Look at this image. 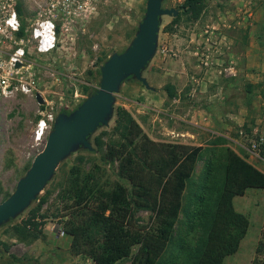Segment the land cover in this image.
<instances>
[{
	"label": "rangeland",
	"instance_id": "374dc122",
	"mask_svg": "<svg viewBox=\"0 0 264 264\" xmlns=\"http://www.w3.org/2000/svg\"><path fill=\"white\" fill-rule=\"evenodd\" d=\"M183 1L162 0V5L179 13ZM146 5L147 0H89L75 21H65L61 28L59 20L53 50L44 54L31 51L33 92H17L0 107V202L14 191L44 147L43 141L36 143L33 137L40 112L50 111L54 118L61 112L68 114L98 88L101 65L131 43ZM32 8L21 18L25 27L38 18L36 5ZM174 17H160L156 50L142 70L150 88L133 76L126 78L115 93L108 123L89 136L92 149L76 146L59 161L36 198L0 224V264H95L90 258L73 255L69 239L60 233L64 218L59 216L64 207L56 187L78 156L85 157V168L97 163L109 180H117V164L103 162L102 152L94 144L100 132L108 133L103 135L104 141L113 133L116 106L126 108L156 141L207 149L195 165L196 177L210 153L226 147L264 171V0H205L198 19L182 15L171 30L166 29ZM167 84L174 87L175 97H168ZM37 93L44 99L42 104L36 100ZM45 190L51 193L42 206L47 216L43 238L17 239L10 232L11 225L26 216ZM233 203L248 217L249 228L237 251L226 256L223 264H264V189L249 188L235 196ZM152 216L151 210L138 209L136 223L146 226ZM174 234L191 243L187 224L177 223ZM137 249L133 247L131 256ZM131 256L117 264H129Z\"/></svg>",
	"mask_w": 264,
	"mask_h": 264
},
{
	"label": "trees",
	"instance_id": "16d2710c",
	"mask_svg": "<svg viewBox=\"0 0 264 264\" xmlns=\"http://www.w3.org/2000/svg\"><path fill=\"white\" fill-rule=\"evenodd\" d=\"M204 2L184 0L166 29L171 30L182 15L198 19ZM165 91L170 98L176 96L170 84ZM112 132L106 141L103 135L108 133L100 132L94 144L103 162L117 164V180H109L97 163L85 168V157L78 156L57 183V196L64 207L59 216L64 218L61 230L73 255L90 258L95 264H117L138 246L129 264H223L226 256L237 251L249 219L235 208L233 199L249 188L264 189V171L226 147L211 152L196 177L195 165L207 149L150 138L123 106L115 108ZM50 193L45 190L26 216L11 225L10 232L17 239L43 238L47 216L42 206ZM138 209L152 212L146 226L136 223ZM180 221L192 232L191 243L175 236Z\"/></svg>",
	"mask_w": 264,
	"mask_h": 264
},
{
	"label": "water",
	"instance_id": "95a60500",
	"mask_svg": "<svg viewBox=\"0 0 264 264\" xmlns=\"http://www.w3.org/2000/svg\"><path fill=\"white\" fill-rule=\"evenodd\" d=\"M177 13L175 8L163 7L162 0H147L144 17L131 43L124 51L113 53L101 65L97 90L72 112H61L54 119L44 147L35 155L26 173L18 179L14 191L0 202V224L36 198L59 161L76 146L92 149L89 136L99 125L108 123L115 93L126 78L133 76L150 88L142 76V70L156 50L160 17L166 14L176 16ZM36 100L41 104L44 102L40 93L36 94Z\"/></svg>",
	"mask_w": 264,
	"mask_h": 264
},
{
	"label": "built area",
	"instance_id": "2783aa9c",
	"mask_svg": "<svg viewBox=\"0 0 264 264\" xmlns=\"http://www.w3.org/2000/svg\"><path fill=\"white\" fill-rule=\"evenodd\" d=\"M88 3L89 0H0V107L3 100L17 92H33L35 79L29 54L32 50L37 54L53 50L59 20L61 28L65 21H75ZM34 4L38 18L25 27L21 18ZM40 115L33 137L36 143H45L55 118L47 110ZM60 233L64 234L63 230Z\"/></svg>",
	"mask_w": 264,
	"mask_h": 264
},
{
	"label": "crops",
	"instance_id": "0c3cea01",
	"mask_svg": "<svg viewBox=\"0 0 264 264\" xmlns=\"http://www.w3.org/2000/svg\"><path fill=\"white\" fill-rule=\"evenodd\" d=\"M210 124H207V125H202L203 127H206V129L210 130L211 132H217L215 129L212 128V126H209ZM50 236H55L56 239H60V237L58 236V234H52Z\"/></svg>",
	"mask_w": 264,
	"mask_h": 264
}]
</instances>
